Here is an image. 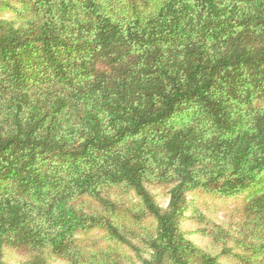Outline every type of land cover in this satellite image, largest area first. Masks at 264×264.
I'll return each instance as SVG.
<instances>
[{
  "label": "trees",
  "instance_id": "1",
  "mask_svg": "<svg viewBox=\"0 0 264 264\" xmlns=\"http://www.w3.org/2000/svg\"><path fill=\"white\" fill-rule=\"evenodd\" d=\"M0 264H264V0H0Z\"/></svg>",
  "mask_w": 264,
  "mask_h": 264
},
{
  "label": "rangeland",
  "instance_id": "2",
  "mask_svg": "<svg viewBox=\"0 0 264 264\" xmlns=\"http://www.w3.org/2000/svg\"><path fill=\"white\" fill-rule=\"evenodd\" d=\"M154 195L155 201L162 207L166 206L167 198L165 197V190L161 188H150ZM196 205L197 212L203 215L210 216L217 223L229 227L234 224L237 219V210L242 204V196L211 198L200 194H190ZM185 227H191V223H184ZM193 226V225H192ZM195 243L203 246L206 240L199 236L190 237Z\"/></svg>",
  "mask_w": 264,
  "mask_h": 264
}]
</instances>
